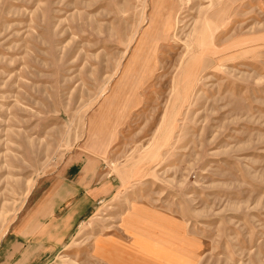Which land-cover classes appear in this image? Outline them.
Returning <instances> with one entry per match:
<instances>
[{"label":"rangeland","instance_id":"obj_1","mask_svg":"<svg viewBox=\"0 0 264 264\" xmlns=\"http://www.w3.org/2000/svg\"><path fill=\"white\" fill-rule=\"evenodd\" d=\"M75 156L114 188L45 264H264V0H0V239Z\"/></svg>","mask_w":264,"mask_h":264},{"label":"crops","instance_id":"obj_2","mask_svg":"<svg viewBox=\"0 0 264 264\" xmlns=\"http://www.w3.org/2000/svg\"><path fill=\"white\" fill-rule=\"evenodd\" d=\"M98 164L89 157H72L34 187L30 199L0 239V264H45L63 249L95 203L113 191V181L99 175ZM154 211L171 217L176 222L172 226L181 223L160 208ZM120 233L119 230L106 237Z\"/></svg>","mask_w":264,"mask_h":264}]
</instances>
